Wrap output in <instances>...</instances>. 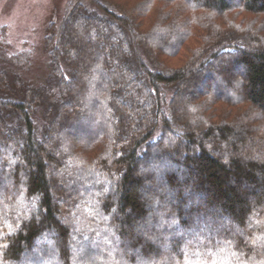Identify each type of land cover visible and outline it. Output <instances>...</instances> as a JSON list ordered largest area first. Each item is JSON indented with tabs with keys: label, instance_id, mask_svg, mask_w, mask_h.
<instances>
[{
	"label": "trees",
	"instance_id": "16d2710c",
	"mask_svg": "<svg viewBox=\"0 0 264 264\" xmlns=\"http://www.w3.org/2000/svg\"><path fill=\"white\" fill-rule=\"evenodd\" d=\"M50 28L43 82L0 50V264H264V0H69Z\"/></svg>",
	"mask_w": 264,
	"mask_h": 264
},
{
	"label": "rangeland",
	"instance_id": "374dc122",
	"mask_svg": "<svg viewBox=\"0 0 264 264\" xmlns=\"http://www.w3.org/2000/svg\"><path fill=\"white\" fill-rule=\"evenodd\" d=\"M68 3L69 0H0V38L3 45L0 50L7 49V56L21 54L26 57L20 67L3 61L9 71L18 72L22 79L37 84L45 81L51 71L45 39L51 33L50 26L59 24L62 20ZM89 129L86 127V130ZM77 209L64 221L69 222ZM153 226L150 222L148 228L143 230L139 226L138 230L147 235L151 233ZM150 240L155 242L153 238ZM76 243L85 246L84 240L76 239ZM31 261L33 264H41L36 257L31 258Z\"/></svg>",
	"mask_w": 264,
	"mask_h": 264
}]
</instances>
